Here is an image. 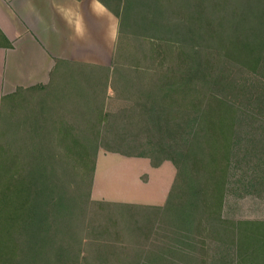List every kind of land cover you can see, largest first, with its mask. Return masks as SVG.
Returning a JSON list of instances; mask_svg holds the SVG:
<instances>
[{
    "label": "trees",
    "instance_id": "obj_1",
    "mask_svg": "<svg viewBox=\"0 0 264 264\" xmlns=\"http://www.w3.org/2000/svg\"><path fill=\"white\" fill-rule=\"evenodd\" d=\"M97 1L112 67L0 97V264H264V219L223 215L264 193V0ZM100 150L170 161L164 204L92 199Z\"/></svg>",
    "mask_w": 264,
    "mask_h": 264
},
{
    "label": "crops",
    "instance_id": "obj_2",
    "mask_svg": "<svg viewBox=\"0 0 264 264\" xmlns=\"http://www.w3.org/2000/svg\"><path fill=\"white\" fill-rule=\"evenodd\" d=\"M116 24L97 0H0V29L12 45L0 47V97L65 72L77 78L84 65L111 67ZM95 176L96 167L91 196Z\"/></svg>",
    "mask_w": 264,
    "mask_h": 264
},
{
    "label": "rangeland",
    "instance_id": "obj_3",
    "mask_svg": "<svg viewBox=\"0 0 264 264\" xmlns=\"http://www.w3.org/2000/svg\"><path fill=\"white\" fill-rule=\"evenodd\" d=\"M116 38L117 24L114 49ZM101 48L106 50V45L102 43ZM109 93L112 95L110 90ZM111 104L114 105V102ZM174 174L175 169L170 161L152 167L148 158L127 157L100 150L96 162L97 185L92 199L160 206L165 202ZM238 195L239 192L226 198L225 217L264 219V193L261 197Z\"/></svg>",
    "mask_w": 264,
    "mask_h": 264
}]
</instances>
